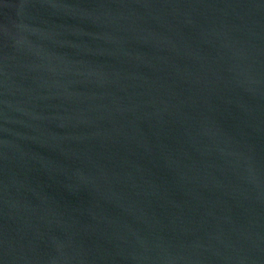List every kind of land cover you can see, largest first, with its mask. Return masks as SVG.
Returning a JSON list of instances; mask_svg holds the SVG:
<instances>
[{
	"label": "water",
	"instance_id": "water-1",
	"mask_svg": "<svg viewBox=\"0 0 264 264\" xmlns=\"http://www.w3.org/2000/svg\"><path fill=\"white\" fill-rule=\"evenodd\" d=\"M0 264H264V0H0Z\"/></svg>",
	"mask_w": 264,
	"mask_h": 264
}]
</instances>
